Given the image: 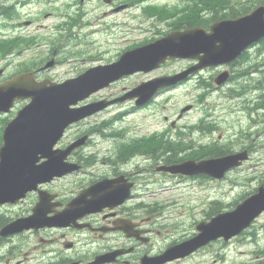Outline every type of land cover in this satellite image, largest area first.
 I'll use <instances>...</instances> for the list:
<instances>
[{
  "label": "water",
  "instance_id": "95a60500",
  "mask_svg": "<svg viewBox=\"0 0 264 264\" xmlns=\"http://www.w3.org/2000/svg\"><path fill=\"white\" fill-rule=\"evenodd\" d=\"M255 14L256 15H253L252 17L247 16L248 18L231 23L230 25L219 27L215 30L212 29L211 34H205V32L199 28L182 32L173 31L169 35L153 43L126 51L120 56L117 62L108 65H98L97 67L87 70L85 73H83L78 82L82 84L83 82L88 81L89 84L95 85L92 89V91H95L108 85L111 81L120 78L124 74H131L135 71H150L158 67L160 63L168 58H197L199 61L187 68L186 71L160 79L161 86L176 83L178 80L187 77L189 74L195 73L203 67L216 65L220 62L230 60L235 54H237L240 47V40L251 41L263 36L264 7H259ZM220 24H224V22L217 23L216 25ZM192 36H196V39L194 40L191 38ZM202 36L218 37L217 41H220L221 45L217 47V41H215L214 38L204 39ZM197 42L200 44H196ZM196 45H201L202 48H197ZM201 53L203 54L199 55ZM226 78L227 75L222 73L216 78V82L221 83L222 81L226 80ZM69 84L71 83H67V85ZM83 87L84 86L81 85V88ZM81 88L72 87L67 88L65 91L71 90L69 93L73 92L74 94ZM9 89L10 88H6V92L1 93L2 87L0 88V110H4L2 106L5 104L6 110L9 108L8 101L11 98ZM31 90L36 93L38 89L32 87ZM144 90L146 91L149 98L150 90L147 89V86L144 88ZM48 92L50 94H57L61 91L59 88H57L55 91ZM38 98L40 100V97L35 95V101L22 112H19L18 115L7 125L4 131V133H6L4 138L5 144L1 148L0 152V197H10L9 195H6V188L8 189V180H6V176L2 174V167H13L11 174L19 178V180L16 181V186H19L20 181H23L24 179L30 181V171L28 170V167L32 165V161L29 158V155L32 154L34 143L36 142L37 137L42 142L46 141L50 134L55 131V128L51 131L47 129V126H45V120H54L61 112H65L66 116V112H68V110L64 109L61 104L58 106H51V101L49 99L51 98L52 102H54L53 97L45 98L42 101L40 100V103L36 101ZM108 103L109 102H101L98 107L103 108ZM30 119H33V122L36 123L35 126L32 125L30 121H28ZM82 143L83 140H79L75 144L69 146L66 150L61 151L59 156H56H58L61 162L73 147ZM17 153L21 154L17 156ZM226 159L227 158L222 159L224 164L228 163ZM49 160L45 166L48 164ZM211 161L218 162L219 159H214ZM20 162H23L25 166H20ZM73 169V166H67L59 172H68L72 171ZM108 181L110 180L104 179L98 182V184H94L92 186L94 191L92 199L93 202H91L92 204H97L102 196H112L113 193L111 192L110 188H115V185L114 183H110ZM26 187L22 188L18 194H22ZM258 191L259 192L257 194H254L245 200L238 209L217 216L209 224H202L201 235H212L216 231L228 229L240 223L249 224V222L259 213V211L264 208V204H262L264 202L263 187L261 186ZM80 204H87L85 193L74 198L72 202L68 204L67 208L59 213V216H57L56 220L72 217L74 214L73 210ZM45 205V198L41 197L35 213V221H40L44 224L50 225L56 223L49 222L45 219L44 215L47 213V209H44ZM198 237L191 240V242H194Z\"/></svg>",
  "mask_w": 264,
  "mask_h": 264
},
{
  "label": "rangeland",
  "instance_id": "374dc122",
  "mask_svg": "<svg viewBox=\"0 0 264 264\" xmlns=\"http://www.w3.org/2000/svg\"><path fill=\"white\" fill-rule=\"evenodd\" d=\"M71 2H75L77 0H69ZM175 2V0H170ZM118 3H116L117 5ZM55 14L58 12L56 9L52 10ZM98 13V10L95 7H91V12H90V17L88 19H85L86 23H90V26L88 24L86 27L88 30L92 31L89 35V41L90 44L88 45L87 53L90 55L94 54H99L102 55L103 57L106 56L107 59L110 58L111 56H115L116 53L123 51L127 46L131 45L132 43H137L138 41H141L145 35V31L148 28V24L144 23L140 20H137L134 18V15H139L137 10H130L128 12H124L123 10H120L119 12L111 15H106L104 13L96 16ZM105 15V18H104ZM63 18L62 15L58 14V18L53 16L49 21L44 22L43 24V30L42 34L46 32H50V28H56L58 25H72L73 21L70 19H65L63 21H60ZM140 18V17H138ZM58 20L60 22H58ZM105 21L106 24L110 23H115L114 29V34L110 36H106L104 34H101L102 28L105 26ZM79 22V21H78ZM83 22V21H82ZM94 25V26H93ZM79 28V25L76 26L75 31ZM159 28V27H157ZM98 30L97 35L95 36L93 33L94 31ZM152 34H149L147 37L150 38ZM87 43H85L86 45ZM83 44H78L77 47L82 46ZM72 62L69 64H64L60 66V68L57 69V72L61 73L63 71H66L68 69V66L71 63H76L74 58H70ZM92 64H97V62H90ZM181 62H171L168 65L164 67L161 71H154L149 73L148 75H144L142 73H137L132 76H129L125 81L119 82L111 86L109 89L105 91V93H110L113 94L116 91H119L122 89L123 85H128L129 83H134L139 80H147L151 77L154 76H159L163 72H174L178 71ZM173 93V98L165 103H161L158 105L155 110H149L147 112H144L142 114L138 115H132V114H126L122 117L123 121L121 122H114L113 128L117 131L120 128L124 129L127 128L129 130H133L135 127L139 129L140 135L144 133H149L151 131H154V134H151L149 137L153 136H170L171 131L166 130L168 128V125H174V126H179L183 127L186 125L187 122H184V120L177 121L176 116L178 114V110L182 104L185 102L187 103L189 101V96L188 94H184L186 90L184 88L179 89L176 88L171 91ZM203 104L206 106L208 105V102L206 100L203 101ZM217 105V103H216ZM223 104H218L217 109L215 106V109L217 112L221 113L222 111V106ZM119 107H112L109 108L108 110L92 117L91 119H96L95 123H99L102 119H106L109 116L113 115L116 111L118 110ZM240 113L238 112L236 115H239ZM165 116H168L170 119H164ZM227 116V115H226ZM212 117L215 119H218L215 110L213 112ZM264 119V117H263ZM242 123V122H241ZM168 124V125H167ZM167 125V126H166ZM171 126L172 128L174 126ZM145 141L143 142V147L146 149V146H144ZM261 147L256 153L251 154L250 160L247 162L245 165L246 168L239 173H243L244 178H248L252 175L256 174L257 171V166L258 163L264 160H261L260 154L261 151H264V140L261 143ZM258 146V145H257ZM133 145H130L127 147V149L133 148ZM103 144H98L95 145L94 149H102ZM229 180H234L237 179L235 175L230 174L229 175ZM242 178V177H240ZM261 182V181H260ZM259 182V183H260ZM245 183H248L251 186H257L259 183L252 182L250 184L249 181L245 180ZM66 184V183H64ZM153 189L154 186L152 185ZM155 190V189H154ZM201 193V192H200ZM204 196V194L202 193ZM200 197V196H199ZM197 201V198L195 199ZM260 224H264V214L260 217L257 225L255 226L257 229V232H262V233H256L257 238L256 242L251 241L247 238H245L243 241L245 242L244 244H241L240 242H234L227 250V258L226 262H216L214 257H209L207 255H204L202 257L201 261L199 264L204 263V264H236L237 261H244L246 259H250L251 257L255 256L253 253L256 251L257 247H262L264 245V229L261 230ZM200 258V256H198ZM210 258V259H209ZM248 259V260H249ZM247 260V261H248ZM246 261V262H247ZM245 263V262H244Z\"/></svg>",
  "mask_w": 264,
  "mask_h": 264
},
{
  "label": "flooded vegetation",
  "instance_id": "af4514ba",
  "mask_svg": "<svg viewBox=\"0 0 264 264\" xmlns=\"http://www.w3.org/2000/svg\"><path fill=\"white\" fill-rule=\"evenodd\" d=\"M31 24L32 21H25L20 26V31ZM6 44V0H0V82L6 79V75L11 67L9 59L10 48L6 49ZM203 72L204 70L199 71L200 74ZM186 91L192 94L193 87L188 88ZM116 173L113 171V173H109L108 175H90L84 183V186H88L93 181L102 177L113 178L116 176ZM121 174H124L130 181H134L132 178L133 174ZM22 201L30 207L35 203L36 197L33 193H30ZM52 202L50 201V203ZM50 207L54 210L60 209L59 206L50 205ZM128 217V211L125 212L124 206H120L113 210H108V212L90 215L87 217V220L94 228H100L101 231H106L113 230V222L117 218H123L136 226L132 228V232L145 240V232L152 230L151 227H147L145 224L148 218L141 215L133 221L132 218L130 219ZM101 231L89 232L87 228L75 229L71 227L28 231L21 235L19 243H7L2 246L3 248L0 247V264H3V262L8 263L9 260L16 256L19 257L12 260V264H63V262L75 260L87 262L92 260L97 254L112 250L120 253L116 255L114 261L105 264H131L136 262L147 250L142 248L144 242L134 236L124 240L121 232L104 233ZM150 234L149 237H146L148 242L151 241L152 233ZM65 241H70V245L67 248L64 246Z\"/></svg>",
  "mask_w": 264,
  "mask_h": 264
},
{
  "label": "bare ground",
  "instance_id": "6f19581e",
  "mask_svg": "<svg viewBox=\"0 0 264 264\" xmlns=\"http://www.w3.org/2000/svg\"><path fill=\"white\" fill-rule=\"evenodd\" d=\"M202 37L204 39L214 38L215 41L218 40V37H212V36H202ZM191 38H193L195 40L196 36H192ZM196 44H200V43L197 42ZM196 46H197V48H200V49L202 48L201 45H196ZM85 84H86L87 87L95 86V85H91V84L89 85L88 81H85ZM47 89L48 88H46V89H38L36 91L35 95L39 96L41 101L44 100L45 98L53 97L54 102H52L51 98L49 99L51 101L50 102L51 106H58V105L61 104V106L64 107L65 106V100L69 96L67 91H63V92L61 91L58 94H50ZM40 100L38 98L36 101H38L40 103ZM64 119H65V112H61L59 114V116L56 117V119H54V120L46 119L45 120V122H46L45 126H47V129L51 131L52 129L55 128V131H53L50 134L49 138H47V140L44 141V142H42L37 137V140L34 143V146H33V149H32V154L29 155V158L32 161V165L30 167H28V170L30 171V176H29L30 181H27L26 179H24L23 181H20V185L19 186H16V184H17L16 181L19 180V178L15 177V176H13L11 174L12 170H13V167L12 166H8L6 168L2 167V174L4 176H6L5 179L8 180V189L6 188V195L13 196V195L17 194L22 188H24L26 186H30L32 183L37 181L38 178H40V177H48V175L50 173H54L56 170L60 169L61 164H60V160H59L58 156L52 155L50 153H47L46 150H45V146L48 143L54 142L56 140L58 132L63 127ZM28 121H30L31 123H34L33 119H30ZM37 153H43L45 155H49L50 156V160H49L48 164L46 166L42 167L41 169H36L34 167V165L35 166L37 165V161L35 159V155ZM14 154H15V152H14ZM20 154L21 153H17V156L20 155ZM20 166H25V164L23 162H20ZM46 208H47V204L45 205L44 209H46ZM3 252H4V250H3Z\"/></svg>",
  "mask_w": 264,
  "mask_h": 264
},
{
  "label": "trees",
  "instance_id": "16d2710c",
  "mask_svg": "<svg viewBox=\"0 0 264 264\" xmlns=\"http://www.w3.org/2000/svg\"><path fill=\"white\" fill-rule=\"evenodd\" d=\"M233 9H234V8H229L228 10H229L230 12H232ZM252 264H254V263H252ZM258 264H264V256H263V258H262L260 261H258Z\"/></svg>",
  "mask_w": 264,
  "mask_h": 264
}]
</instances>
